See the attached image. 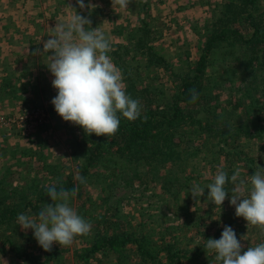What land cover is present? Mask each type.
<instances>
[{
  "label": "trees",
  "instance_id": "16d2710c",
  "mask_svg": "<svg viewBox=\"0 0 264 264\" xmlns=\"http://www.w3.org/2000/svg\"><path fill=\"white\" fill-rule=\"evenodd\" d=\"M85 1L88 3V0ZM101 9L97 8L96 12L100 16L103 13V18H117V16L113 17V13H109V9ZM216 10L212 27L208 28L204 47H201V55L198 61L192 67L176 75L173 84L174 92L170 96L156 91L157 88L154 90L149 81L153 78H159L158 74L155 76V70L168 71L169 68L166 59L159 54L156 46L151 43L153 26L151 22L147 21L152 18L151 15L146 14L147 16L141 19L138 26L126 29L123 33H116L114 29L112 30L115 36L123 40V43L113 44L112 48L118 49V51H112L110 56L113 58L114 55L113 61L121 71L127 94L139 101L141 116L135 121L121 117L118 131L109 138L95 134L88 135L85 132L77 135L70 144L74 149L73 162H77L79 176L83 177V182L80 181L75 185L71 175H68L65 180H61L56 185L57 188L63 187L75 192L76 197H80L82 189L80 190L79 187L84 185L86 176H89L93 168L104 160L112 162L113 165L118 163V160L119 162L124 161L136 168L131 172L133 176L130 179H124L127 183L131 182L128 187H133L136 181L141 183L143 178L150 176V172L154 173L152 177L157 180L156 173L165 169L166 174L162 175L161 185L158 186L160 188L156 190V193L150 192L151 196L147 200L159 198L157 194L164 191L163 194H167L169 199L175 198V211L180 215L183 206L176 203L181 201L177 195L180 196L183 191L184 198L191 197L192 201L194 197L189 189L193 184H199L205 189L195 198L193 203L211 201L207 198L206 185L213 182L215 174L212 175L211 179L209 178L210 181L208 182L204 181L206 178L202 176L201 172L195 174L197 171L195 168H198L196 166L203 162H205L204 169L214 172V162L224 161L228 164V167L225 168L228 170L229 176L233 172L232 168L245 170L241 169V166L239 167L240 162L244 163V168L249 167L246 175L255 173L253 165L261 158L246 157L250 154L245 151V148L252 140H255L259 148L264 151V117L262 116V114L264 115V0H223L216 7ZM144 13H147V10ZM244 31L245 35L243 34ZM219 50H224L222 52L224 55L234 52H237L238 55L234 59L233 71L230 73L222 71L223 73L216 75V78H212L211 75H208L207 70L211 65L212 56ZM137 60L144 64L148 72L139 71V64L136 66L135 62ZM130 62H134V64L130 65ZM224 74L225 78L229 79L228 82H233L234 92L238 85V92L243 93L241 103H235L234 106H236V110L243 106L246 115L244 121L231 126L226 123L227 119H223L228 118L225 116V109L228 108L222 107L219 110L220 106L215 109L212 106L213 100H217L218 97V94H214L216 84L213 85V83L222 79ZM14 81V77L0 75V100L15 97L17 91L13 89ZM218 84L219 88L223 85L220 82ZM138 85H141L142 88L139 89ZM20 87L19 89L23 90V93L28 90L35 95L39 93V86L36 87L25 82ZM193 90L199 94L195 102L191 100ZM32 107L46 109L39 104ZM214 110L218 111L214 112ZM233 113L235 112L233 111ZM76 127L82 130L81 127ZM253 145L250 144L249 146ZM253 152L254 148L251 149V153ZM108 156L110 157L108 158ZM196 157L201 158V161L192 163ZM258 165L264 166V164ZM190 166H192L191 170L188 171ZM140 167H150V170L141 176L137 170ZM116 169H119V166ZM54 173L55 171H53ZM177 173H181V176ZM106 174L105 177L108 178L107 176L110 175ZM3 185L5 189V186L10 184L7 182ZM37 185L34 180L24 178L21 183L10 188L7 193L0 192V236H3L0 250H4L5 244L8 243L9 251L13 248L15 257L25 264H52L60 255L57 251H45L43 248L33 247L27 240L28 238L26 239L23 234H16V228L13 229L17 223L18 213L29 214L31 211H39L43 207L42 203L49 198L46 187L39 190ZM110 186H113V183L107 185L108 188ZM232 187L233 185L230 183L226 185L228 190ZM140 188L139 186L136 189L133 188L131 194L127 195L124 201L133 202L132 200L135 199L133 195ZM19 194V201L11 200V198L15 200L16 195ZM29 196L36 197L27 201L26 198ZM166 199L168 200L166 201L167 204L169 199ZM136 201L139 202L140 200ZM227 203L228 201L225 200L224 204ZM224 204L222 207L226 208ZM231 208L232 206H229L228 209ZM209 210H205L206 214L209 213ZM117 212L115 215L119 217V228L113 230V233H110L109 229L116 224L111 220L96 218V221L90 222L91 228L94 229L91 242L83 253L77 255L78 258L90 262L92 258L97 256L104 257L114 254L119 262L123 260L125 264H129L127 262L128 253L132 251L138 258L137 263L134 264L206 263L201 259L203 253H206V249L201 255L199 253L200 245L188 249L179 245L180 239L170 236L175 233L176 229L178 230V227H163L161 231L157 232L154 228L149 229L147 223L142 222L133 225L131 219L124 216L119 207ZM224 215L222 220L224 226H231L235 230L238 240L255 232V242L247 244L244 248L245 251L248 247H255L256 244L264 242V226L247 225L242 217L235 215V208L230 215ZM120 218L127 227L126 230ZM199 221L197 220L193 225L200 224ZM103 222L105 223L104 231L101 230ZM182 225H184L183 228H186L189 223L184 222L180 226ZM222 231L223 227L216 229L215 238L218 239ZM15 236L20 237L18 241L13 240ZM152 237H155L158 242L153 243ZM205 238H211L210 233L206 234ZM204 246L205 244L201 248ZM9 251L4 250L2 253L7 254ZM162 254H164L166 263L160 259Z\"/></svg>",
  "mask_w": 264,
  "mask_h": 264
},
{
  "label": "rangeland",
  "instance_id": "374dc122",
  "mask_svg": "<svg viewBox=\"0 0 264 264\" xmlns=\"http://www.w3.org/2000/svg\"><path fill=\"white\" fill-rule=\"evenodd\" d=\"M98 1L88 0L87 3L84 0L85 7L81 8L77 0H0V66H4V69L21 70L23 68L26 71L35 72L37 77L40 76V79L43 81L40 83V89L44 86L46 87V90H41L36 97L28 95L21 108L19 107L15 111L4 109V105L1 104L0 116L20 113L21 110L24 111L26 108L31 109L32 105L38 104L46 107V110L50 113L49 120L29 136H20L10 131V129H2L0 126L1 193H7L10 188L21 183L24 178L34 180L38 184L37 188L39 190L46 186H56L61 180H65L68 175H71L75 185L80 182V180L75 179L76 176H79L80 172L77 162H73L74 149L70 142H73L77 135H81L85 131L78 129L77 125L65 122L56 113L51 103L52 98L56 95V90L52 87L51 83L53 77L45 66L48 63L47 53L43 56L33 55L37 48L42 49L44 39L54 35V25L70 20L77 13L87 17L91 25H86V29L91 27L97 28L99 31L105 33L109 39L111 47L108 55L110 56L114 51H118V49H113L112 45L123 43V40L115 36L112 30L114 29L116 33H123L126 29H132L133 23L137 22V25L140 24L141 19L146 17V14H150L152 18H149L148 22H151L153 26L151 29V43L156 46L159 54L163 55L166 59L169 68L167 69L168 71L155 70L157 72L154 71V74L155 76L158 74L159 78L147 79L154 90L157 88L156 91L170 96L174 92L173 84L176 75L192 67L198 61L201 55V47H204L208 28L212 27L213 17L215 11H217L216 7L223 2V0H134V3L128 7L122 6L121 8H117V5H120V0H115L113 4H111L110 0ZM107 4L112 9L111 11H119L117 12L119 13V17L111 18L110 23L112 24L104 26L97 15L96 9H101L102 6ZM135 4L136 8L131 11ZM146 10L147 13H144ZM103 17L101 20H103ZM113 17L115 16L113 15ZM238 28L240 30V27ZM243 34L245 35V31ZM223 51H216L211 58L212 62L207 72L212 78H216V75L223 73L222 71H228L227 73L233 71V66L235 65L234 59L238 53L226 54L228 56L223 58L226 56L222 53ZM119 54L121 55V52ZM113 59H115L114 55L113 58L111 57L114 63ZM135 62L136 66L139 64L140 72H148L143 63L138 62V60ZM236 62L238 63V61ZM133 64L134 62H130V65ZM225 77L224 74L222 79H218L213 83V85L216 84L214 94H218V97L217 100H213L212 106L213 109L220 106L219 110L222 107L228 108L225 109V116L228 118L223 119H227L226 123L231 126L244 121L246 115L243 106H240L239 110H236V106H234L235 103H241L243 93L238 92V85L235 87L236 91L234 92L232 87L233 82H228L229 79ZM224 79L227 80L223 81ZM218 82L223 83L220 88L218 87ZM137 87L139 89L142 88L141 85ZM217 111L214 110V112ZM262 116L264 117L263 114ZM250 144L254 145L249 146ZM250 144L245 148V151L250 154L246 157L254 156L255 159L261 158L253 165L256 169L258 164H264V151L259 148L255 140H252ZM253 148L254 152L251 153V149ZM198 161H201V158L196 157L192 163H198ZM218 162H214V172L206 168L204 169L205 162H203L196 166L198 168H195L197 170L195 174L201 172L202 176L206 178L204 181L208 182L218 170L222 169L228 173V170L225 168L228 167V164L222 160ZM243 164V162L239 163V167L241 166V169H245L240 170V173L241 178L246 179L249 167L244 168ZM117 166H119V169H116ZM132 166L124 161L119 162V160L114 165L112 162H108V160L100 162L98 166L93 168L91 174L86 176L84 185L79 187L80 190L82 189L80 197L74 196L71 198L72 206L89 222L96 221V218L113 221L116 225H113V228L109 229L110 233L119 228V217L115 215L118 213V207L123 211L124 216H128L131 219L133 225L142 222L147 223L149 229L154 228L157 232L161 231L163 227H178V230L176 229L175 233L170 236L180 239L179 245L188 249L200 245L199 253L202 255V252L205 251V246L201 247L205 244L206 234L210 233L211 238H215L216 229L224 227V222H222L225 217L224 214L230 215L235 207L229 203L228 199H226L228 203L224 204L226 208L214 205L211 201L193 203L195 198H192V201L191 197L184 198L185 195H183L182 191L180 196L177 195V198L181 199V201H177L176 203L183 206L180 210L182 214L178 215L175 211V198L169 199L167 194H163L164 191L157 194L159 198L147 200L151 196L150 192L156 193V190L160 188L158 186L161 185L162 175L166 174V170L161 169L162 171L160 170L156 173L157 180L153 179L154 173L150 172V176L148 175L143 178L141 183L136 181L133 187H128L131 182L127 183L124 179H130L133 176L131 172L136 168ZM191 167L188 171L191 170ZM232 169L234 171L237 168ZM137 170L142 176L146 171L150 170V167H140ZM53 171H55L54 174ZM106 173L110 175L107 176L108 178L105 177ZM123 173L127 175L125 176ZM177 175L181 176V173H177ZM7 182L10 185H6L4 189L3 184ZM200 182H202L201 179ZM112 183L113 186L108 188L107 185L109 186ZM137 186L141 187V191L135 192L133 202H125L124 199L127 195H130L132 189H136ZM19 196L20 194L16 195L15 200L12 198L11 200L15 202L19 201ZM34 197L36 196H29L26 200H33ZM166 198L169 199L167 204L166 201L168 200ZM138 199L140 200L139 202L136 201ZM45 203H51L50 198L46 199L42 205L44 206ZM229 206H232V208L228 209ZM207 209H210L208 214L205 211ZM37 211H31L29 214L35 216ZM197 220H200V224L193 225ZM120 221L126 230L127 227L121 218ZM184 222H188L189 226L186 228H183L184 225L180 226ZM104 224L103 222L102 231L105 229ZM15 228L16 234H23L26 239L28 238L27 240L31 243V246L42 249L34 238L32 230H24L17 223L13 229ZM93 231L92 227L88 234L76 237L70 246L61 247L54 244L51 250L57 251L60 255L57 256L52 264H125L123 260L119 262L117 256L114 254L104 257L97 256L92 258L90 262L82 261L77 257L79 253H83L89 247L88 244L91 242ZM11 233L13 234V231ZM19 238L15 236L13 240L18 241ZM255 238V232L240 238L239 240L243 245L242 250H244L247 244L254 243ZM2 240L3 236H0V246ZM152 240L153 243L158 242L155 237H152ZM5 245L4 250L9 251V244L6 243ZM4 250H0V264H25L22 260L15 257L13 248L7 254L2 253ZM160 257L166 263L164 254ZM201 259L206 262L205 264H218L213 259V254L209 251L203 253ZM137 261L138 258L134 252L128 253L127 262L129 264L137 263Z\"/></svg>",
  "mask_w": 264,
  "mask_h": 264
},
{
  "label": "clouds",
  "instance_id": "9594fccd",
  "mask_svg": "<svg viewBox=\"0 0 264 264\" xmlns=\"http://www.w3.org/2000/svg\"><path fill=\"white\" fill-rule=\"evenodd\" d=\"M77 2L85 7L84 0ZM120 4L125 6L126 0H120ZM86 25H91L90 20L79 13L54 25V35L44 39L42 49L37 48L33 55L47 53L45 66L53 77L56 95L51 103L56 113L88 135L109 138L118 131L121 117L135 121L141 116V108L139 101L127 94L122 74L108 55L111 45L106 34L97 28L86 29ZM198 95L193 90L192 102ZM75 179L83 182L81 176ZM229 183L233 185L230 190L226 188ZM206 187L212 204L222 207L228 199L235 207V215L247 225L264 226V167L258 165L246 179L241 178L239 168L230 176L225 170H218ZM46 191L51 203H45L35 216L18 213L17 224L32 230L38 245L51 251L54 244L70 246L76 237L88 234L91 223L72 206L75 192L55 185L46 186ZM204 191L199 184L189 189L194 198ZM205 249L218 264H264V242L242 250L241 241L229 225L223 227L218 239H206Z\"/></svg>",
  "mask_w": 264,
  "mask_h": 264
},
{
  "label": "crops",
  "instance_id": "0c3cea01",
  "mask_svg": "<svg viewBox=\"0 0 264 264\" xmlns=\"http://www.w3.org/2000/svg\"><path fill=\"white\" fill-rule=\"evenodd\" d=\"M103 1H108V0H99L98 2H103ZM110 2H111V4H113V3H115V0H110ZM133 3H134V0H126L125 6L128 7L130 4H133ZM121 7H122L121 4L117 5V8H121ZM134 8H136V4L133 6L131 11ZM102 9H109V13L111 12V13H113L114 16L119 17V13H117L119 11H117V12L111 11L112 9L109 7V4L102 6ZM109 13L108 14L106 13V15H109ZM97 15L100 19L99 13H97ZM102 23L104 26L106 24H112V23H110V18H108V19L103 18ZM138 25H137V22H135V23H133V25L131 27H136ZM10 64H14V63H10ZM0 75H2V76L9 75V77H14V79H15V81L13 82V89H16V91H17V94L15 95V97L13 99L10 98L9 100H0V105L1 104L4 105V109H10V111H15V110L19 109V107L21 108V106L25 103V98H28V95L36 97V95L30 90L23 93V90L19 89V88H21L20 86H22L23 83L26 82L27 84H31V85H34L36 87L39 86V93L41 92V90L42 91L46 90L45 86L42 89H40V87H41L40 83L43 82L40 79V76L37 77L35 72L33 73L32 71H26L23 68H21V70H19V69L10 70L8 68L4 69V66H0ZM18 93H19V95L21 94L23 97L19 96Z\"/></svg>",
  "mask_w": 264,
  "mask_h": 264
},
{
  "label": "built area",
  "instance_id": "2783aa9c",
  "mask_svg": "<svg viewBox=\"0 0 264 264\" xmlns=\"http://www.w3.org/2000/svg\"><path fill=\"white\" fill-rule=\"evenodd\" d=\"M49 112L42 107H32L20 113H13L0 116L2 129L8 128L18 135L29 136L49 119ZM9 131V132H10Z\"/></svg>",
  "mask_w": 264,
  "mask_h": 264
}]
</instances>
